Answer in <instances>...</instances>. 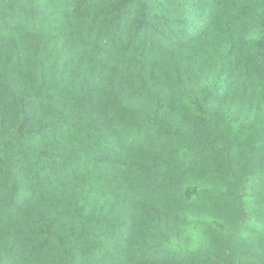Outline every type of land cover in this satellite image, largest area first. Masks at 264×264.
I'll list each match as a JSON object with an SVG mask.
<instances>
[{"label":"trees","instance_id":"trees-1","mask_svg":"<svg viewBox=\"0 0 264 264\" xmlns=\"http://www.w3.org/2000/svg\"><path fill=\"white\" fill-rule=\"evenodd\" d=\"M0 264H264V0H0Z\"/></svg>","mask_w":264,"mask_h":264}]
</instances>
